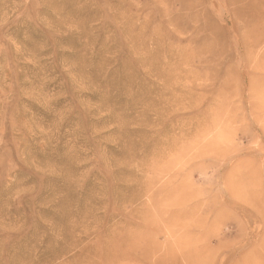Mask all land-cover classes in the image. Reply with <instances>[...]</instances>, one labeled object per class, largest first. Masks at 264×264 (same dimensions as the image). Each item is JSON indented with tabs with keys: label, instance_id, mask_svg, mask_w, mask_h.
I'll return each mask as SVG.
<instances>
[{
	"label": "rangeland",
	"instance_id": "374dc122",
	"mask_svg": "<svg viewBox=\"0 0 264 264\" xmlns=\"http://www.w3.org/2000/svg\"><path fill=\"white\" fill-rule=\"evenodd\" d=\"M0 264H264V0H0Z\"/></svg>",
	"mask_w": 264,
	"mask_h": 264
},
{
	"label": "bare ground",
	"instance_id": "6f19581e",
	"mask_svg": "<svg viewBox=\"0 0 264 264\" xmlns=\"http://www.w3.org/2000/svg\"><path fill=\"white\" fill-rule=\"evenodd\" d=\"M257 25V24H256Z\"/></svg>",
	"mask_w": 264,
	"mask_h": 264
}]
</instances>
